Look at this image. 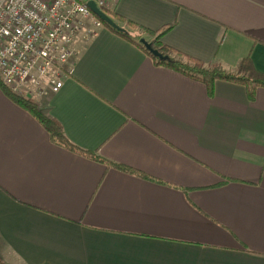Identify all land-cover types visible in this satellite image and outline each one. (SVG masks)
<instances>
[{"label": "crops", "instance_id": "1", "mask_svg": "<svg viewBox=\"0 0 264 264\" xmlns=\"http://www.w3.org/2000/svg\"><path fill=\"white\" fill-rule=\"evenodd\" d=\"M107 1L138 27L173 25L161 41L174 50L226 72L250 56L264 73V0ZM96 32L35 99L105 161L55 141L0 86V264H264V86L251 100L219 79L210 95Z\"/></svg>", "mask_w": 264, "mask_h": 264}, {"label": "built area", "instance_id": "2", "mask_svg": "<svg viewBox=\"0 0 264 264\" xmlns=\"http://www.w3.org/2000/svg\"><path fill=\"white\" fill-rule=\"evenodd\" d=\"M87 1L0 0V82L9 91L38 98L64 85L76 39L104 26Z\"/></svg>", "mask_w": 264, "mask_h": 264}, {"label": "trees", "instance_id": "3", "mask_svg": "<svg viewBox=\"0 0 264 264\" xmlns=\"http://www.w3.org/2000/svg\"><path fill=\"white\" fill-rule=\"evenodd\" d=\"M85 1V0H82ZM105 12L112 15L118 24L123 23L126 21V27H128L127 32H122L117 30L116 28L108 25L107 23H104V26L109 28L110 30L134 41L138 45H140L155 61L157 65H164L166 67H169L171 69H174L176 71L181 72L182 74L186 75L187 77H190L194 80H198L204 84H206L208 92L210 95L214 94V88L215 83L217 80H228L233 81L237 83L244 84L248 88V94L249 98L251 100H254L256 95V89L258 87L264 86V73L257 70L250 59V56L243 59V61L240 63V65L237 68V71L235 72H226L224 71L218 63L215 62H204L200 59L193 58L191 56H188L178 50H174L168 45L164 44L161 40L164 36V34L172 28L173 25H168L160 30H151L144 27H138L136 24L125 20L123 17L115 14L112 10L109 8L101 7ZM135 27H138L137 34H135V37L133 36V29ZM146 38L154 48L159 49L163 54L169 55V60H161L158 57L154 56L146 47L141 43V39ZM0 86L4 89L5 93L15 102L22 105L24 108L29 110L32 114H34L40 122L45 126V128L50 132L52 138L59 142L60 144L66 146L67 148L71 150H76L81 152L84 155L105 161L103 158H100L99 155H97L96 152L85 150L80 147H77L75 144H73L65 135L62 126L53 118L48 117L45 115L39 104L37 103L36 99L31 97H22L13 94L11 91H9L1 82ZM113 166L120 168L124 171L134 172L140 175H145L142 172L135 171L129 167L115 164V163H109Z\"/></svg>", "mask_w": 264, "mask_h": 264}, {"label": "water", "instance_id": "4", "mask_svg": "<svg viewBox=\"0 0 264 264\" xmlns=\"http://www.w3.org/2000/svg\"><path fill=\"white\" fill-rule=\"evenodd\" d=\"M88 7L92 10V12L97 15L104 23L116 28L119 31L127 32L128 30L118 24L109 14H107L95 0L87 1ZM141 43L148 49L154 56L158 57L161 60H169V55L163 54L159 49L154 48L152 44L146 40V38L141 39Z\"/></svg>", "mask_w": 264, "mask_h": 264}, {"label": "rangeland", "instance_id": "5", "mask_svg": "<svg viewBox=\"0 0 264 264\" xmlns=\"http://www.w3.org/2000/svg\"><path fill=\"white\" fill-rule=\"evenodd\" d=\"M98 3L102 4L101 7L107 8L108 1L107 0H98ZM105 11V10H104ZM107 13V12H106ZM108 14V13H107ZM40 98V96L38 97ZM35 99V98H34Z\"/></svg>", "mask_w": 264, "mask_h": 264}]
</instances>
